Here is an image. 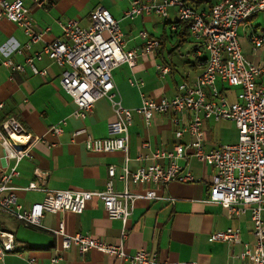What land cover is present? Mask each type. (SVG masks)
I'll use <instances>...</instances> for the list:
<instances>
[{
  "label": "built area",
  "instance_id": "2783aa9c",
  "mask_svg": "<svg viewBox=\"0 0 264 264\" xmlns=\"http://www.w3.org/2000/svg\"><path fill=\"white\" fill-rule=\"evenodd\" d=\"M34 1L37 6L43 4V0ZM170 8L175 9L177 22L187 23L190 35L206 54L202 70L193 80L178 84L172 97L152 98L141 92L138 107L129 109L122 106L112 70L121 64L134 67L139 56L152 55L160 47V42L145 30H140L137 37L142 43L126 48L119 20L100 5L90 11L85 26L76 19L58 21L61 37L44 43L41 51H33L24 57L23 62L14 61L9 55L3 60L10 71V79L14 73L24 72L25 68H29L34 75H45V69H38L34 64L42 53L60 67V86L75 105L71 117L83 121L100 98L109 101L115 116L107 124L105 137H93L84 126L70 132L71 141L82 136L84 147L90 152L123 154L120 172L116 173L115 166L109 165L104 187L96 190L50 189L45 185L47 173L39 168H34V179L26 186L13 185V178L19 175V163L31 160L32 148L45 139L28 133L15 116H5L0 121V216L17 220L27 227L45 228L54 236H59L61 245L54 250L51 257L53 263L62 258L66 249L75 247L81 254L96 250L127 264H202L162 260L145 248L128 253L123 247L127 236L125 224L135 200H172L156 193L148 185L193 181L191 172L178 163L180 158L193 156L213 169L205 201L220 205L229 216L248 211L253 224V243L242 242L239 230L230 227L212 232L211 240L238 244L241 246L239 258L248 259L250 264H264V67L251 63L243 56L238 39L239 25L264 11V0H218L208 11H200L184 0H130L122 18L156 14L168 19ZM0 17L15 23L26 36V42L14 48L13 53L16 54L29 50L31 44L40 41L49 29H34L30 9L22 0H0ZM175 27L176 23L172 22L171 29ZM249 41L253 48L260 47L264 45V35L253 32ZM155 68L161 77L169 71V67L162 63L156 64ZM218 82L238 87L236 101H228ZM129 83L142 86L141 81L134 78H130ZM2 107L3 103H0V109ZM134 114L142 118L145 126L151 124L155 114H170V121L176 127L175 137L178 139L186 132L189 141L176 142L172 150L156 149L150 155H139L135 160L150 159L152 163L139 164L131 170L128 128ZM208 119L232 121L237 129V141L205 150L204 123ZM66 122L67 118L61 119L47 132L54 136L62 134ZM188 150L191 152L188 153ZM165 158L169 161L166 167L158 163ZM115 179L123 183L122 190L115 189ZM129 183L143 185L144 191H131ZM18 190L39 191L43 197L25 206L18 201ZM92 199L101 202L110 219L121 221L123 226L118 242L103 241L80 232L67 233L63 221L55 228H46L41 224V218L46 213L80 214ZM16 252L14 234L2 228L0 223V259L7 253ZM29 262L34 264L33 259Z\"/></svg>",
  "mask_w": 264,
  "mask_h": 264
},
{
  "label": "crops",
  "instance_id": "0c3cea01",
  "mask_svg": "<svg viewBox=\"0 0 264 264\" xmlns=\"http://www.w3.org/2000/svg\"><path fill=\"white\" fill-rule=\"evenodd\" d=\"M22 1L30 9L34 29H49L40 41L31 44L29 50L16 54L13 53L14 48L22 46L27 40L26 36L15 23L0 17V103H3L0 121L5 116H15L28 133L42 136L45 141L32 148L31 160L25 159L19 163V175L13 178L12 183L17 187L26 186L34 179V168H39L47 173L45 185L50 189H102L108 179V166L114 165L116 173H119L123 165V154L90 152L84 147L82 136L71 141L70 132L74 128L84 126L93 137H105L107 124L115 118L109 101L100 98L83 121L74 119L70 113L75 105L60 86V67L41 53L40 57L34 60V64L38 69H45V75H34L29 68H25L24 72H16L10 79V71L3 64L4 58L9 55L14 61L23 62L24 57L33 51H41L44 43L61 37L58 21L76 19L85 26L90 11L99 5L103 6L119 20L126 48H134L142 43L137 37L140 30H145L149 35L164 41L152 55L139 56L134 67L121 64L112 70L117 96L122 106L133 109L140 105L141 92L152 98L174 96L178 84L193 80L202 70L206 54L199 47L198 41L190 35L189 30L184 36L178 33L181 28L174 8L169 9L168 19H162L156 14L123 19V11L128 8L130 0H43L41 6H37L34 0ZM184 1L200 11H208L218 0ZM154 16L164 20L161 34H155L151 30L155 24ZM172 22L176 23L175 29H171ZM140 26L142 27L138 28ZM253 32L264 35V11L254 14L238 27L243 56L251 63L264 67V45L252 47L249 36ZM187 42L191 44V51L180 53L179 48ZM159 63L169 67L163 77L159 76L155 68ZM130 78L141 81L142 86L131 85ZM217 85L228 101H236L238 87L232 90L233 87L223 83L218 82ZM170 117V114H155L151 124L145 126L139 115H133L128 128L131 170L139 164L152 163L150 159L135 160L139 155H150L156 149L172 150L176 142L189 141L186 132L178 139L175 137L176 127L171 123ZM63 118H67L63 133L58 136L49 134L47 129ZM237 137V129L230 120L208 119L204 123L205 150L234 143ZM190 152L188 150V153ZM168 162L167 158L158 161L164 167ZM178 163L191 172L194 180L184 183L170 181L163 186L150 183L148 186L156 193L172 200H135L133 211L125 224L127 236L123 241L124 250L133 253L139 248H145L148 252L155 253L159 259L169 261L250 264L248 259L238 257L240 245L213 241L210 238L212 232L230 227L239 230L242 242L253 243L255 236L249 212L229 216L220 205L205 201L213 174L211 166L193 156L180 158ZM114 187L122 190L123 183L115 179ZM128 188L141 193L145 187L129 183ZM17 197L19 202L28 206L41 200L43 193L18 190ZM61 221L64 222L67 233L80 232L113 243L119 241L123 226L119 219L108 217L97 199L88 201L80 214L55 212L46 213L41 218V224L46 228H55ZM0 223L2 228L14 234L18 250L16 253H7L0 259V264H31L29 259H33L34 264H127L124 260L96 250L81 254L75 247L66 249L62 258L53 263L51 257L54 250L61 245L59 236H54L45 228L27 227L4 216H0Z\"/></svg>",
  "mask_w": 264,
  "mask_h": 264
},
{
  "label": "rangeland",
  "instance_id": "374dc122",
  "mask_svg": "<svg viewBox=\"0 0 264 264\" xmlns=\"http://www.w3.org/2000/svg\"><path fill=\"white\" fill-rule=\"evenodd\" d=\"M111 1H113V0H111ZM153 19H154V25L152 26V28H151V30H152V32H154L155 34H161L160 32H161V29H162V24H163V22H164V20H162V19H160L159 17H156V16H154L153 17ZM142 26H140V27H138V28H141ZM137 30H139V29H137ZM138 31H136V33H137ZM166 32H167V34H169V29H168V27H166ZM186 51H188V52H190L191 51V44L190 43H185V44H183L180 48H179V52L180 53H183V54H185V52ZM232 90H234V87L233 88H231Z\"/></svg>",
  "mask_w": 264,
  "mask_h": 264
},
{
  "label": "trees",
  "instance_id": "16d2710c",
  "mask_svg": "<svg viewBox=\"0 0 264 264\" xmlns=\"http://www.w3.org/2000/svg\"><path fill=\"white\" fill-rule=\"evenodd\" d=\"M179 23V28H181L179 31L180 32H178L180 35H187V30H188V25H187V23H185V22H178ZM151 36V35H150ZM151 37H153V36H151ZM155 38V37H154ZM158 40H159V42H160V46L163 44V40L162 39H160V38H157Z\"/></svg>",
  "mask_w": 264,
  "mask_h": 264
}]
</instances>
